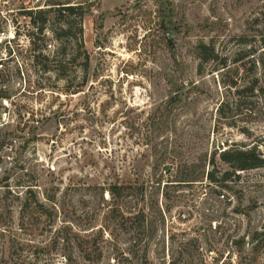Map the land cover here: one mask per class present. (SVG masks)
Wrapping results in <instances>:
<instances>
[{"label":"rangeland","instance_id":"1","mask_svg":"<svg viewBox=\"0 0 264 264\" xmlns=\"http://www.w3.org/2000/svg\"><path fill=\"white\" fill-rule=\"evenodd\" d=\"M38 4L0 0V264H264V167L205 180L211 159L217 179L231 170L218 156L230 145L264 155V70L237 94L196 73L195 50L260 39L264 0H98L83 19L88 82L73 95L34 68L22 12Z\"/></svg>","mask_w":264,"mask_h":264},{"label":"trees","instance_id":"2","mask_svg":"<svg viewBox=\"0 0 264 264\" xmlns=\"http://www.w3.org/2000/svg\"><path fill=\"white\" fill-rule=\"evenodd\" d=\"M141 0H137L139 3ZM98 4V0H43L40 4L30 6L23 10L22 14L28 17L31 30H28V41L32 44V61L34 68L40 74H52L54 78L62 82L58 90L65 95H73L83 91L88 82L89 54L83 40V19L92 8ZM49 32L56 46L51 54H46V33ZM229 42L236 46L234 50H228ZM196 50V73L212 74L220 77L219 83L228 88H234L235 93H254L257 83L261 80L257 75L258 66L264 70V60L250 57V73H253L250 84L239 87L240 78L237 77V68L242 61L255 54L264 51V36L251 40L241 34L233 36L227 41H221L218 37L208 40H198ZM235 73L232 79L222 80L226 72ZM49 77V76H48ZM47 81L49 78H46ZM44 87H55L50 84H42ZM1 98L8 96L0 93ZM219 159L226 163L231 170L219 171L220 179H217L218 170L211 159L212 170L207 172L209 182L227 181L232 175L239 176L236 171L264 167V155L256 145L233 144L222 149ZM108 192L115 197L118 193L109 188Z\"/></svg>","mask_w":264,"mask_h":264},{"label":"built area","instance_id":"3","mask_svg":"<svg viewBox=\"0 0 264 264\" xmlns=\"http://www.w3.org/2000/svg\"><path fill=\"white\" fill-rule=\"evenodd\" d=\"M242 171H236V173H240ZM206 182L208 183V185H213L211 182L208 181L207 177H205ZM220 200H225L228 199L226 197L225 191H221L220 193H218L217 196ZM208 199L207 197V189L206 187H204L203 189H201V191H199V193L197 194V200H194L193 202L195 203L196 207H200L204 201H206ZM191 209V208H190ZM206 213H209V209H206ZM195 217V214H194ZM201 217V216H200ZM178 220L183 224L184 222L189 221L188 220V213L185 211L180 212L177 215ZM217 223H219L216 220H212L210 221V224L212 225L213 229H216L217 227Z\"/></svg>","mask_w":264,"mask_h":264}]
</instances>
